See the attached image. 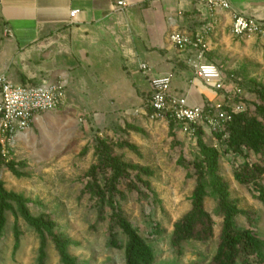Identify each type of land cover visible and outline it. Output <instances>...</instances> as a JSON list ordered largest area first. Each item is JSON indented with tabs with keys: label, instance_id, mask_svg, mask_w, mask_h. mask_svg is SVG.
<instances>
[{
	"label": "rangeland",
	"instance_id": "1",
	"mask_svg": "<svg viewBox=\"0 0 264 264\" xmlns=\"http://www.w3.org/2000/svg\"><path fill=\"white\" fill-rule=\"evenodd\" d=\"M3 30L0 23V34ZM211 36L208 61L224 77L237 76L243 89L244 114L232 135L237 138L239 131L249 133L255 126L264 129V37L240 41L229 31ZM166 54L175 67L147 71L149 77L171 74L180 81L191 74L174 71L183 66L181 54L169 47ZM28 72L34 81L40 78L31 84L47 83L48 72ZM136 72L143 76L142 71ZM129 79L130 71H120V108L107 101L111 93L88 91L90 100L87 94L77 93L84 100L74 101L81 106L65 104L38 117L18 137L10 161L0 159L4 191L0 196L4 218L0 264H63L51 234L75 264H126V238L118 236L119 249L108 242L111 202L151 251L152 264H209L221 225L210 189L204 207L213 221V239L183 243L180 255L170 239L173 225L191 209L197 177L194 165L205 173L212 149L219 151L218 177L237 211L236 228L255 232L264 241V205L255 190L264 188V175L249 185L235 178L245 164L263 165L264 154H254L245 144L240 153L233 148L224 153L205 132L200 136L203 149L196 139L150 121L145 110L150 87L138 94L134 105V87L126 84ZM261 252L264 255V247Z\"/></svg>",
	"mask_w": 264,
	"mask_h": 264
},
{
	"label": "crops",
	"instance_id": "2",
	"mask_svg": "<svg viewBox=\"0 0 264 264\" xmlns=\"http://www.w3.org/2000/svg\"><path fill=\"white\" fill-rule=\"evenodd\" d=\"M119 1L127 7H117ZM229 1L239 13L264 19V0ZM72 11H77L75 19L69 18ZM214 18L217 24L209 37L229 31L227 12L217 10ZM208 21V13L198 0H0L4 28L0 34V75L23 84L40 80L34 81L26 71L48 72L47 83L65 84L64 105L84 100L77 93L104 91L112 94L107 101L120 108V71H130L126 84L134 87L136 105L138 94L149 90L145 78L155 77L141 72L143 77L136 71H142V65L147 71H171L175 63L166 54L168 47L174 50L169 35L197 34ZM182 57L183 66L174 71H191ZM172 87L176 94L186 96L191 106L215 98L192 74L173 80Z\"/></svg>",
	"mask_w": 264,
	"mask_h": 264
},
{
	"label": "built area",
	"instance_id": "3",
	"mask_svg": "<svg viewBox=\"0 0 264 264\" xmlns=\"http://www.w3.org/2000/svg\"><path fill=\"white\" fill-rule=\"evenodd\" d=\"M153 1V0H151ZM208 13L209 21L203 30L194 35L172 32L168 37L170 46L184 56L194 79L215 94L201 106L188 104L186 96L173 90V76L163 75L149 79L148 119L173 128L189 140H195L198 131L214 137L224 133L225 126L233 116L243 113V89L232 77H224L221 71L208 61V38L214 32L217 10L230 17V35L240 41L259 39L264 36V19L247 17L232 8L229 0H198ZM126 8L123 1L116 3ZM77 11L69 14L75 19ZM147 73V67H140ZM191 79L189 83H192ZM65 84L61 81L45 84H16L0 75V155L10 161L11 152L20 135L26 133L38 117L57 111L64 105Z\"/></svg>",
	"mask_w": 264,
	"mask_h": 264
},
{
	"label": "trees",
	"instance_id": "4",
	"mask_svg": "<svg viewBox=\"0 0 264 264\" xmlns=\"http://www.w3.org/2000/svg\"><path fill=\"white\" fill-rule=\"evenodd\" d=\"M238 81V85L242 87L241 80L235 75H229ZM150 79V78H149ZM149 81V80H148ZM242 101L243 98H242ZM146 117L151 114L148 103L145 107ZM244 113L233 116L224 129V133L215 135L218 145L222 147V152L227 153L233 148L235 153H240V147L245 144L254 154H264V129L261 126L251 128L249 133L239 131V137L234 138L232 130ZM173 128V125H168ZM202 131H198L196 135V143L205 149L201 143L200 136ZM215 144V148L216 145ZM217 145V146H218ZM218 150H210L208 167L205 173L196 168V186L191 197V209L179 221L173 225V232L170 239L172 247L176 248L178 254H181V246L183 243L194 241L207 243L213 239V221L205 210V199L208 190L214 195L217 215L221 217L220 234L218 237V246L216 252L209 264H251V260L256 259L257 264H264V255L262 249L264 241L259 239L255 232L249 230H239L234 224L237 211L229 201L227 186L218 177L217 153ZM0 159H3L0 155ZM114 163V160H113ZM264 175V164H245L241 170L236 173V180L241 184L249 185L252 181L260 179ZM257 199L264 205V188L255 189ZM4 195L2 184L0 182V196ZM3 210L0 209V239L1 230L4 224ZM111 215L109 217L108 242L115 249H119L118 236L123 235L126 238L124 246L125 263L126 264H152L153 258L151 251L145 243L137 236L136 232L131 228L129 223L120 214L117 206L111 202L109 205ZM52 241L55 246L56 253L63 264H75L67 255L65 246L60 242L58 237L52 235ZM41 264V262H40Z\"/></svg>",
	"mask_w": 264,
	"mask_h": 264
}]
</instances>
